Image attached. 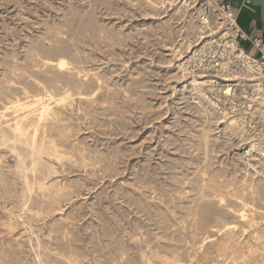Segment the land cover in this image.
<instances>
[{
    "label": "rangeland",
    "instance_id": "374dc122",
    "mask_svg": "<svg viewBox=\"0 0 264 264\" xmlns=\"http://www.w3.org/2000/svg\"><path fill=\"white\" fill-rule=\"evenodd\" d=\"M184 1L0 0V127L37 129L44 164L0 142V264H264V109L221 120L224 83L204 99L182 74L220 22Z\"/></svg>",
    "mask_w": 264,
    "mask_h": 264
},
{
    "label": "bare ground",
    "instance_id": "6f19581e",
    "mask_svg": "<svg viewBox=\"0 0 264 264\" xmlns=\"http://www.w3.org/2000/svg\"><path fill=\"white\" fill-rule=\"evenodd\" d=\"M160 1V0H159ZM156 2V1H154ZM170 2V1H169ZM173 2V0H172ZM152 3V2H151ZM154 4V3H153ZM163 4V3H162ZM181 4V3H180ZM190 3L187 2V0H185L184 2H182V6L183 7H187L189 6ZM207 7L210 10V13H212L213 15L217 14V9L215 8V6H213L211 4V2H206ZM176 6V5H175ZM160 7V6H159ZM162 7V6H161ZM181 7V8H183ZM158 8V7H157ZM180 8V7H179ZM174 9V8H173ZM172 9V10H173ZM191 11V10H190ZM207 11V10H206ZM176 13V11H175ZM177 14V13H176ZM219 14V13H218ZM218 19V18H217ZM210 17L205 15L204 11H201V15H200V24L204 27L207 28L208 30L213 29L211 27V21H210ZM192 21V20H191ZM219 21V20H218ZM186 23V22H185ZM198 23V22H197ZM199 24V25H200ZM190 27V26H189ZM216 28L217 31L212 32L211 34L207 35V36H201L198 35L196 38L197 39H201V42L204 41V45L202 47H204L207 44H211L212 42H216L217 44H219L220 46H223V48H230L231 52L234 53V50L237 48L236 45L233 43V40L231 38L228 37L226 29L224 28L223 22H217L216 23ZM189 29V28H188ZM192 29V27H191ZM197 29V28H196ZM185 31V29H184ZM191 31V30H190ZM195 31V30H194ZM193 32V31H192ZM202 34V33H201ZM196 36V35H195ZM184 39V38H183ZM186 41V40H185ZM193 41V40H192ZM191 41V42H192ZM196 41V40H194ZM187 43V42H186ZM194 43V42H193ZM184 44V43H183ZM180 46V45H179ZM198 46V45H195ZM173 47V45H172ZM177 47V46H176ZM185 47V46H184ZM188 47V45H187ZM200 47V48H202ZM181 48V47H180ZM179 49V48H178ZM177 49V50H178ZM183 50V49H182ZM197 50H195L192 54V56L189 58L188 61H186V66H185V62L183 64L179 65V68L182 71L183 75L188 74V69H187V64L192 63L194 58H195V54H196ZM173 54V53H172ZM178 58V57H177ZM57 67L60 70H65L68 68L69 63L61 58L57 61ZM178 69V68H177ZM192 75H191V81L190 84H192V86L194 87V89L196 90V92L198 93V95L203 96L204 99H208L207 96L205 95V87H207L209 90L208 92H212L215 91L216 89L214 88V86H216V84L223 82L224 85H222V89L221 90V95L227 99L232 101L233 98L235 97V93H234V86H238L240 84H244L247 85L249 87H252L253 89V93H254V97H251L250 103L247 104L246 108H239V109H235L232 106H228V107H224V108H219L220 109V115H221V120H236L234 117L237 116L238 119H240V121H243V118L246 114L250 113L251 115H254L256 113V111H251L252 108L254 109H259V110H263L264 109V73L261 71L260 67L258 65L252 66L251 64H247L245 65L244 68H230L228 66L222 65V67L220 69H215L212 72H206V73H196L193 71H189ZM181 74V73H180ZM181 74V75H182ZM190 79V78H189ZM42 86V85H41ZM44 89V95L45 97H48L49 100H53L55 104L58 103H63L66 97H58L55 96L54 91L52 89H48L44 86H42ZM73 88V87H72ZM219 90V89H217ZM24 92V91H23ZM29 92V91H28ZM70 92V91H69ZM195 92V93H196ZM220 92V91H219ZM213 93V92H212ZM28 94V93H27ZM26 95V93H25ZM64 95V94H62ZM70 95V94H69ZM212 95V94H211ZM40 96H38L37 101L40 102V100H42L41 98H39ZM201 99V98H200ZM203 99V98H202ZM210 100V99H209ZM212 100V99H211ZM205 101V100H204ZM208 103V102H207ZM210 103H212L210 101ZM10 105L14 106V107H21L22 105L20 104V100L18 98H16L14 101H10L9 102ZM215 104V103H214ZM262 105V107H261ZM41 110H40V114H39V120H42L45 116L48 115L49 111L52 109L49 103H41ZM210 106V105H209ZM214 107V106H213ZM210 108V107H209ZM212 108V107H211ZM229 109L230 112H228V110L226 111V109ZM244 109V110H243ZM212 111V110H211ZM218 111V110H217ZM17 112V111H16ZM23 113V112H22ZM21 115V114H20ZM34 116V115H33ZM249 116V117H250ZM25 117V116H23ZM28 117V115L26 116ZM31 117V115H30ZM261 117V116H260ZM264 117V116H263ZM20 118V117H17ZM34 118V117H33ZM30 119V118H27ZM36 119V120H38ZM264 119V118H262ZM31 120V119H30ZM24 119L15 122L13 125H7L5 128L4 127H0V142L6 146H8L10 148V151L13 153L14 157L17 159L18 162L22 161L24 158L23 155V150L25 151L26 149H28L27 152H29V157L31 159V172L35 175L37 173H42L41 168L44 169V164L37 158L38 157V152L36 151V145L38 142V137H37V129L34 130L33 132H30L29 130H27L26 125L28 126V122L27 124H24ZM227 122V121H226ZM242 122V124H243ZM13 123V122H12ZM26 123V122H25ZM36 122H34L35 124ZM33 124L30 122V125ZM229 124V121H228ZM233 124V122H232ZM37 125V124H36ZM35 126V125H34ZM262 132L264 131L263 129H260ZM239 133V131H238ZM52 143V142H51ZM48 145V144H47ZM54 145V144H53ZM256 146V145H255ZM53 147V146H52ZM40 148V147H39ZM250 149V148H249ZM252 150V149H251ZM9 151V150H7ZM26 152V151H25ZM263 153V152H262ZM261 153V154H262ZM37 156V157H36ZM12 158V157H11ZM26 158V157H25ZM27 159V158H26ZM29 159V158H28ZM14 162V160H13ZM2 163V162H0ZM49 164V163H48ZM2 165V164H1ZM2 167V166H1ZM52 168V166H51ZM48 170V169H47ZM2 171V170H0ZM50 173V172H49ZM47 174V173H46ZM3 175V173H2ZM20 175V174H19ZM40 175V174H39ZM14 176V175H13ZM49 176V175H48ZM35 177V176H34ZM43 178V176H41ZM5 179V177H3ZM46 178V177H45ZM44 178V179H45ZM48 178V177H47ZM248 184V183H247ZM249 185V184H248ZM251 186V184H250ZM8 187V186H7ZM32 187V186H31ZM248 188V187H247ZM30 189V187H29ZM250 189H253V187ZM253 192V191H251ZM252 194V193H251ZM243 195V194H242ZM242 199V198H241ZM247 208V207H246ZM245 211V210H244ZM254 212V210H253ZM248 213V212H247ZM249 214V213H248ZM251 217V216H250ZM240 218L242 221L245 222L246 217L244 213L240 214ZM253 218V216L251 217ZM249 222V221H247ZM242 223V222H241ZM259 223V222H258ZM243 224V223H242ZM247 224V223H246ZM249 224V223H248ZM258 226V225H257ZM227 230H230L233 232V230L236 229L235 226H228L225 225ZM243 227V225H242ZM252 227V226H251ZM250 227V228H251ZM249 228V229H250ZM248 229V230H249ZM257 229V228H256ZM260 229V228H259ZM214 230V229H213ZM263 230V229H262ZM246 231V230H245ZM260 231V230H259ZM221 232V231H220ZM237 232V229H236ZM235 232V233H236ZM227 233V232H226ZM245 232H243L242 234H244ZM258 233V232H257ZM263 233V232H262ZM219 234V233H218ZM225 234V233H224ZM256 234V233H255ZM220 235V234H219ZM226 235H230L226 234ZM260 235V233H259ZM257 235V236H259ZM263 235V234H262ZM235 236V235H234ZM239 236V235H238ZM225 237V235H224ZM228 237V236H227ZM233 237V236H232ZM237 237V236H235ZM253 237V236H252ZM263 237V236H262ZM230 238V237H229ZM228 238V239H229ZM250 238V237H249ZM257 238V237H256ZM225 239V238H224ZM223 239V240H224ZM255 239V238H254ZM227 240V239H226ZM239 240V239H238ZM204 241V240H203ZM206 241V240H205ZM246 241V240H245ZM251 241V240H250ZM254 241V240H253ZM221 242V240H220ZM232 242V241H231ZM255 242V241H254ZM263 242V241H262ZM224 243V242H223ZM221 242V244H223ZM227 243V242H226ZM236 243V242H234ZM260 243V241L257 243V245ZM217 244V243H216ZM256 244V243H255ZM202 245V244H201ZM225 245V244H224ZM233 245V244H232ZM244 245V244H243ZM247 246V245H246ZM264 246V245H263ZM215 247V246H213ZM236 247V246H235ZM240 247V246H239ZM245 247V246H244ZM243 247V248H244ZM262 247V246H261ZM217 248V247H216ZM230 248V247H229ZM242 248V247H241ZM248 248V246H247ZM250 248V247H249ZM257 248V247H256ZM227 247H221L220 248V252H222L221 254H225ZM263 249V248H262ZM213 250V249H212ZM216 250V249H215ZM261 251V250H260ZM264 251V250H263ZM214 253V251H211ZM258 252V251H257ZM175 253V252H173ZM209 253V252H208ZM236 253V252H235ZM254 253V252H253ZM237 254V253H236ZM256 254V253H255ZM181 255V254H180ZM203 255V254H202ZM212 255V254H211ZM210 255V256H211ZM215 255V254H214ZM248 255V253L246 254ZM250 255V254H249ZM248 255V256H249ZM183 256V255H182ZM181 256V257H182ZM206 256V255H205ZM213 256V255H212ZM223 256V255H222ZM234 256V254H233ZM236 256V255H235ZM242 256V255H241ZM159 257V256H158ZM157 257V259H159ZM166 257V256H165ZM162 258V259H166V258ZM174 257V256H173ZM196 257V256H195ZM218 257V256H217ZM215 257V258H217ZM232 257V256H231ZM240 256H238L239 258ZM252 257V256H251ZM255 257V256H254ZM260 258V256H258ZM155 258V257H154ZM200 258V257H199ZM203 258V256L201 257ZM241 258V257H240ZM257 258V257H256ZM180 259V258H179ZM191 259V258H190ZM204 259V258H203ZM212 259V258H211ZM244 259V257H243ZM253 259V258H252ZM251 259V260H252ZM167 260V259H166ZM165 260V262H166ZM169 260V259H168ZM167 260V261H168ZM213 260V259H212ZM216 260V259H215ZM228 260V259H227ZM230 260V259H229ZM228 260V261H229ZM159 261V260H158ZM161 261V260H160ZM164 261V260H163ZM169 261H172L171 259ZM178 261V259H177ZM181 261V260H179ZM185 261V260H184ZM200 261V260H199ZM205 261V259H204ZM209 261V260H208ZM214 261V260H213ZM227 261V262H228ZM234 261V260H233ZM247 261V260H246ZM245 261V262H246ZM259 261V260H258ZM262 261V259H261ZM154 262V261H153ZM182 262V261H181ZM218 262V261H217ZM216 262V263H217ZM225 262V261H224ZM226 262V263H227ZM231 262V260H230ZM240 263H242L241 261H238ZM251 262V261H250ZM253 262V261H252ZM251 262V263H252ZM201 263V262H200ZM206 263V261H205ZM209 263V262H207ZM211 263V262H210ZM225 263V264H226ZM255 263V262H254ZM162 264V263H161ZM176 264V263H175ZM178 264V263H177ZM198 264V262H197ZM228 264V263H227ZM230 264V263H229ZM235 264V263H234ZM238 264V263H237ZM243 264V263H242ZM249 264V263H248ZM253 264V263H252ZM262 264V263H261Z\"/></svg>",
    "mask_w": 264,
    "mask_h": 264
},
{
    "label": "built area",
    "instance_id": "2783aa9c",
    "mask_svg": "<svg viewBox=\"0 0 264 264\" xmlns=\"http://www.w3.org/2000/svg\"><path fill=\"white\" fill-rule=\"evenodd\" d=\"M202 1H204V3L210 1L211 4L215 6L228 37L233 40L237 48L233 53L230 51V48H223V46H220L216 42L205 45L196 52L195 58L191 63L192 71L196 73H206L215 69H220L222 65L225 66V64L230 68H244L245 65L251 64L252 66L258 65L264 73V44H262L260 40L252 41L253 45L257 48L256 56H251L240 48L239 41L248 38V36L238 27L230 4L225 0ZM227 102L228 106H232L235 109L244 107L242 104H238L234 101L227 100Z\"/></svg>",
    "mask_w": 264,
    "mask_h": 264
},
{
    "label": "crops",
    "instance_id": "0c3cea01",
    "mask_svg": "<svg viewBox=\"0 0 264 264\" xmlns=\"http://www.w3.org/2000/svg\"><path fill=\"white\" fill-rule=\"evenodd\" d=\"M225 1L230 4L238 27L248 36L239 41L240 48L251 56H256L257 48L252 41L260 40L264 44V0Z\"/></svg>",
    "mask_w": 264,
    "mask_h": 264
}]
</instances>
